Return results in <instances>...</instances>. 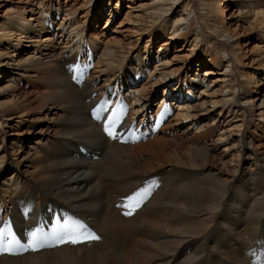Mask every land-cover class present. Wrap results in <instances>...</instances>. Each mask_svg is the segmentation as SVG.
Listing matches in <instances>:
<instances>
[{"label":"bare ground","instance_id":"bare-ground-1","mask_svg":"<svg viewBox=\"0 0 264 264\" xmlns=\"http://www.w3.org/2000/svg\"><path fill=\"white\" fill-rule=\"evenodd\" d=\"M121 3L23 0L0 19V213L27 229L20 241L58 208L102 236L0 252V264H264V0L238 1L261 49L249 77L233 35L209 19L214 0L129 1L110 35H86L108 7L105 33ZM176 42L209 67H174ZM97 106L120 115L127 140H106ZM141 182L148 200L123 217L114 204Z\"/></svg>","mask_w":264,"mask_h":264},{"label":"rangeland","instance_id":"rangeland-1","mask_svg":"<svg viewBox=\"0 0 264 264\" xmlns=\"http://www.w3.org/2000/svg\"><path fill=\"white\" fill-rule=\"evenodd\" d=\"M21 1L23 0H0V19L3 17L4 13L9 11L11 7H16L17 5L21 4ZM130 1V3L134 5H138L139 3H143L146 0H122V3L120 7L117 9V12L115 15H113L110 19V23L106 28V32L103 33V27H104V19L106 16L105 13H108V7H105L103 12L106 11L104 14L101 12L100 14H103V20L101 18L100 23H98L94 29L93 22H90L87 26L86 30V35H89L93 33L94 35H97L98 38L103 39L104 36L110 35L112 32V29L115 28V26L118 25V23L123 19V16L125 14V11L128 9L126 7L127 3ZM215 5L214 8L212 9V14L209 19L211 20H216V21H222V23L225 25V28L229 31L231 35H233L235 41L237 42L236 50L238 54H240V66L238 68L240 74L243 77H249L252 75V72L258 69V64H259V59L260 55L259 53L261 52V49L258 47L260 44H258L257 40V34L254 28V22L253 21V14L248 13L249 15H246L243 11V8L238 6V1L239 0H214ZM61 2H65V0H61ZM70 2V1H68ZM116 0H111L112 6H115ZM242 8V9H241ZM106 9V10H105ZM246 10V9H245ZM138 11V10H136ZM81 13V12H80ZM79 13V14H80ZM220 16H223V18H219ZM226 16V17H225ZM130 19V17H129ZM132 19V18H131ZM130 19V20H131ZM250 23V24H249ZM252 24V25H251ZM90 25V26H89ZM251 26V27H250ZM100 32L103 33V35H100ZM136 37V42L138 47H142L147 40V36L143 34L142 32H137L134 34ZM163 38L157 39L155 44H154V52L158 49V46L160 45L161 41ZM181 42H176L168 46L167 49V56L171 57L174 54H178L177 58L174 61V67H178L179 65L183 64L184 62L187 63L186 69L189 68V65L192 66V73H198L201 75V73L209 66L204 63L199 69L195 67V58L192 59L189 52L185 50H179L183 47L180 46ZM255 46V47H254ZM13 50V49H12ZM194 60V61H193ZM191 62L188 63V62ZM198 70V71H197ZM191 74V73H190ZM221 77L219 74L213 73L208 76V80H212L215 77ZM209 82V81H208ZM219 85H216L215 88L217 89ZM260 88L258 89L259 93H264V82L259 86ZM163 87L161 86L160 88H157L156 91L154 92V103L156 102V99L158 100L161 96V93H158ZM219 89V88H218ZM197 89L195 90V92ZM257 93V90L253 92V96H255ZM160 94V95H159ZM155 111V106H151V109L149 113H154ZM176 111V109H175ZM39 125V124H38ZM38 125H36L30 132L26 131L24 135L27 137H31L32 139L36 137V130L38 129ZM30 144V143H29ZM84 148V147H83ZM10 167H12L10 165ZM8 174L10 171L7 172ZM5 178L4 175L2 176V179ZM61 209L58 208L55 210V214L59 212ZM255 253V252H254ZM253 254V253H252ZM247 257V256H246ZM205 263V261H204Z\"/></svg>","mask_w":264,"mask_h":264},{"label":"snow or ice","instance_id":"snow-or-ice-1","mask_svg":"<svg viewBox=\"0 0 264 264\" xmlns=\"http://www.w3.org/2000/svg\"><path fill=\"white\" fill-rule=\"evenodd\" d=\"M70 70H72V69L70 68ZM72 78L76 79L77 77L74 75ZM92 112H93L94 118L99 120L100 119V106H97V108H93ZM120 122H121L120 117L115 116V115L109 116L107 118V120H105L103 122L104 133L108 137H110L112 139H116L117 135H118L117 125H119ZM148 192H149V189H147V188L140 189L139 191H136L132 195L127 197V200L131 202L132 210H135V208L139 207L140 203H142L143 199L146 197ZM129 206H130L129 204L125 205V207H129ZM125 214L131 215L132 211H128ZM82 227H83V225L74 224V223H71V222L65 220L64 224L62 226H60V231L67 234L69 232H75L79 228H82ZM6 229H8L7 223H5L3 228H0V251H9L10 247L12 245L19 243L15 239L14 235H12L10 231H6ZM29 235L31 238L28 241L27 247H31V248H33V250H36V247L42 246L39 243V239H38L36 231L29 233ZM89 238L90 239H97L98 237H96L94 235L85 236V239H89ZM58 240L60 243L64 242L62 237H58ZM69 240L71 243H77L78 242L76 239L72 238L71 236H69Z\"/></svg>","mask_w":264,"mask_h":264}]
</instances>
